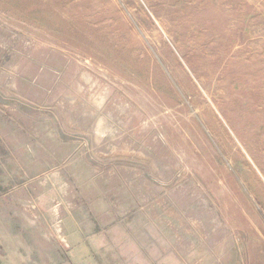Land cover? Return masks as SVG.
Masks as SVG:
<instances>
[{"label":"rangeland","instance_id":"rangeland-1","mask_svg":"<svg viewBox=\"0 0 264 264\" xmlns=\"http://www.w3.org/2000/svg\"><path fill=\"white\" fill-rule=\"evenodd\" d=\"M42 229L264 264V0H0V264H47Z\"/></svg>","mask_w":264,"mask_h":264},{"label":"crops","instance_id":"crops-1","mask_svg":"<svg viewBox=\"0 0 264 264\" xmlns=\"http://www.w3.org/2000/svg\"><path fill=\"white\" fill-rule=\"evenodd\" d=\"M24 214H27L24 212ZM27 217V215H24ZM29 220V218L27 217ZM42 233L43 243H39L34 248L30 249V255L32 256V261L34 263H47V264H70V263H79V264H90L91 261V255L90 250L87 252V250L84 248V255L83 257L80 255L79 252H76L74 249L70 252H67V256L62 253V243L58 241L57 236L55 233L51 236V234L47 235L46 232L42 229L40 230ZM46 239V241L44 240ZM17 247L20 249V246H14L11 245L12 250L17 249ZM21 252V249H20ZM16 253V252H14ZM10 256H14L13 252H10ZM9 255V254H8ZM26 260V258H25ZM11 262H13L11 260ZM14 263V262H13Z\"/></svg>","mask_w":264,"mask_h":264}]
</instances>
